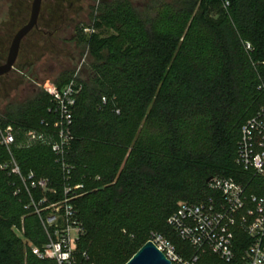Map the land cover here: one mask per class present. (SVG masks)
Here are the masks:
<instances>
[{"label":"trees","instance_id":"16d2710c","mask_svg":"<svg viewBox=\"0 0 264 264\" xmlns=\"http://www.w3.org/2000/svg\"><path fill=\"white\" fill-rule=\"evenodd\" d=\"M78 1V13L89 9V22L73 17L72 42L87 48L89 58L78 77L74 138L63 156L48 141L13 147L22 176L48 179L46 192L26 189L0 143V264H58L38 258L32 246L48 241L44 208L77 184L83 188L68 197L85 230L78 249L88 262L125 264L152 233L189 254L168 219L180 201L215 195L210 177H232L264 195V178L237 163L241 128L264 104V0H147L141 11L132 0L87 6L57 0L44 26L62 34L71 26L65 11ZM43 35L35 43L48 52L56 40ZM1 51L0 42V58ZM75 72L64 70L55 83L63 87ZM56 116L52 96L40 87L8 103L0 126L12 125L20 136L47 131L56 139ZM250 244L239 232L237 255ZM200 264L225 262L206 253Z\"/></svg>","mask_w":264,"mask_h":264},{"label":"built area","instance_id":"2783aa9c","mask_svg":"<svg viewBox=\"0 0 264 264\" xmlns=\"http://www.w3.org/2000/svg\"><path fill=\"white\" fill-rule=\"evenodd\" d=\"M245 45L248 51L252 50L249 42ZM79 72L80 69L63 87H58L55 83L43 86L52 96L53 109L57 115L54 123L56 139L47 131L30 129L20 136L12 125L0 126V143L10 153L12 171L21 175L28 191L31 187H39L46 192L50 189L49 181L46 178L37 179L34 173L23 177L13 156V147L48 141L53 150L63 156L74 138L73 110L81 89ZM237 163L254 176L264 178V104L241 128ZM8 166L9 163H4L2 168ZM82 188L83 184L67 186L63 201L51 203L44 208L50 210L43 221L48 241L41 247L32 246V251L38 258L54 260L58 264H83L89 261L87 252H80L78 249L85 230L75 218L74 207L70 204L72 197H68L74 190ZM210 188L215 191V195L200 202L180 201L176 211L168 219L179 237L189 245V254L179 252L176 245L163 234L152 233L149 240L157 244L172 264H200L206 253L216 255L225 264H264V195L250 191L248 184L232 177L215 176L210 180ZM44 201L45 198L40 203ZM33 205L40 214L42 209L34 201ZM241 231L251 238V244L238 256L235 250L236 239Z\"/></svg>","mask_w":264,"mask_h":264},{"label":"rangeland","instance_id":"374dc122","mask_svg":"<svg viewBox=\"0 0 264 264\" xmlns=\"http://www.w3.org/2000/svg\"><path fill=\"white\" fill-rule=\"evenodd\" d=\"M32 1L33 0H0V42L2 43L1 52L3 57L0 58V64H3L7 59L9 47L14 35L28 22ZM100 1L101 0H85L84 5H98ZM132 2L141 11L144 9L147 0H132ZM56 3L57 0L43 1L41 9L43 19L41 22L51 17ZM80 4L81 2L78 1L74 8L66 9V15L70 16L67 24L71 26H64L65 28L62 34L55 32V28L45 27L44 21L42 22L43 24L41 23L38 27L40 32L36 33L34 36L31 35L25 42H22L14 69H12L7 76H0V113L3 112L8 103H20L35 94L37 90L45 84L57 82L59 74L64 70L70 69L77 71L80 69L81 71L83 65L88 63V49L77 48L75 42H72L76 25L73 23L71 24L73 17L80 14L79 16L84 23L89 22V9L86 8V10H82V12L78 13L77 9H80ZM84 32L90 34V28H85ZM43 34L54 39V41L56 40L54 46L49 44L51 47L49 46L48 52L39 50L35 43L37 37H42L44 36ZM58 40L65 41L57 43ZM83 264L93 263L85 262Z\"/></svg>","mask_w":264,"mask_h":264},{"label":"water","instance_id":"95a60500","mask_svg":"<svg viewBox=\"0 0 264 264\" xmlns=\"http://www.w3.org/2000/svg\"><path fill=\"white\" fill-rule=\"evenodd\" d=\"M44 0H33L29 20L14 35L9 47L6 61L0 65V76L8 74L14 69L19 56L23 40L38 27ZM106 2L107 0H101ZM210 177L208 181L212 180ZM125 264H172L167 255L153 240L146 241Z\"/></svg>","mask_w":264,"mask_h":264}]
</instances>
